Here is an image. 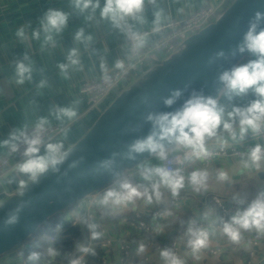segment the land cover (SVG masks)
Here are the masks:
<instances>
[{
	"label": "crops",
	"instance_id": "0c3cea01",
	"mask_svg": "<svg viewBox=\"0 0 264 264\" xmlns=\"http://www.w3.org/2000/svg\"><path fill=\"white\" fill-rule=\"evenodd\" d=\"M233 0H0V156L23 134L36 126L61 130L53 144L67 150L76 143L113 100L109 96L99 107L88 109L79 95L86 82L128 65L127 32L145 33L166 20L182 21L204 6L225 11ZM264 106V50L256 61L245 64L240 82L225 91L219 111L205 128H212L239 113ZM226 117V118H225ZM225 118V119H224ZM264 129V120H261ZM254 133V123L226 134L222 139L241 142ZM56 157L51 144L20 164H12L0 178L3 194L11 195ZM161 166L153 161L145 168ZM131 183L139 184L129 197L123 194ZM226 203L240 200L264 208V164L254 158L230 156L207 166L196 165L187 181L177 188L170 180L130 178L103 197L95 209L96 221L109 241L107 257L96 252L97 236L90 245L85 233L73 243L75 264L99 262L119 264V247L128 246L131 264H168L169 244L180 252L197 242L220 253H203L186 258L182 264H264V219H248L234 232L218 231L209 199ZM172 198L180 199L174 207ZM161 213L162 221L150 217ZM70 211L65 213L67 217ZM81 212H77L79 217ZM63 216V219L65 217ZM141 216L145 230L134 228ZM58 228L35 236L46 243L41 248L24 245L0 259V264H22L41 259L55 260L49 238ZM254 235L261 241L255 245ZM171 236L167 242V237ZM159 245V250L155 246ZM29 252L30 255L25 253ZM48 257V258H47ZM34 258V259H33ZM101 264V263H100Z\"/></svg>",
	"mask_w": 264,
	"mask_h": 264
},
{
	"label": "water",
	"instance_id": "95a60500",
	"mask_svg": "<svg viewBox=\"0 0 264 264\" xmlns=\"http://www.w3.org/2000/svg\"><path fill=\"white\" fill-rule=\"evenodd\" d=\"M263 50L264 0H233L120 91L76 143L0 203V259L124 175L264 120L261 106L204 127L225 91L244 76L245 64Z\"/></svg>",
	"mask_w": 264,
	"mask_h": 264
},
{
	"label": "built area",
	"instance_id": "2783aa9c",
	"mask_svg": "<svg viewBox=\"0 0 264 264\" xmlns=\"http://www.w3.org/2000/svg\"><path fill=\"white\" fill-rule=\"evenodd\" d=\"M220 14L221 12H218L216 8L204 6L182 21L166 20L162 25L140 34L128 31V65L81 86L79 95L85 100L88 109L92 110L99 107L109 96H113L114 99L120 91L138 79L146 70L166 59L180 43L212 24ZM60 133L61 130L58 127L36 126L23 134L6 149L3 156H0V178L12 164L24 162L48 144H51L56 154L55 158L60 156L66 149L62 150L56 143L53 144ZM227 153H229L228 156L238 160L254 158L264 164V129L261 121L254 123V133L244 141L211 140L166 157L161 161L160 167H143L124 175L110 186L73 207L70 214L65 217V221L71 223L72 226L80 227L84 231L89 245L93 236L97 235L100 238L99 245L102 256L107 257L109 241L106 238L105 230L96 221L94 212V209L101 204L104 196L112 194L117 187L130 182V178L166 179L176 184L177 188H181L187 181L188 172L194 166L200 164L207 166L215 160L226 157ZM131 184L129 189H123V194L127 197L139 188V184ZM8 197V194H3V200ZM179 202L180 199L172 198L170 204L174 207ZM209 203L210 215L214 223H210L208 226L218 231L234 232L248 219H264V208L240 200L226 203L221 198L213 196L209 199ZM77 212H81L79 217L76 216ZM150 217L158 221L164 219L161 213L157 212H152ZM134 228L137 231L146 229L141 216H136ZM263 228L260 227L261 230ZM49 241L53 243V239H49ZM259 241H261L260 235L252 237L254 245ZM159 248V245L155 246L156 250ZM169 250L171 260L168 264H182L186 258L198 253L215 256L221 251L220 248L206 246L204 242L192 244L186 247L183 252H180L176 242H171ZM25 253L30 255L28 251ZM119 254V264H131L127 245L122 244L119 247ZM106 259L101 264H106ZM65 260L69 264H75L72 254L67 255ZM35 261L37 264H64L49 259Z\"/></svg>",
	"mask_w": 264,
	"mask_h": 264
},
{
	"label": "trees",
	"instance_id": "16d2710c",
	"mask_svg": "<svg viewBox=\"0 0 264 264\" xmlns=\"http://www.w3.org/2000/svg\"><path fill=\"white\" fill-rule=\"evenodd\" d=\"M63 216L64 214L53 218L47 224H45L44 228L47 229L48 226H53V228H58L59 230L58 234L49 235L50 236L49 239H53V243H51V250H49L50 252L49 255L53 253L56 258L55 262L57 263L69 264V262L65 260V257L67 255L72 254L71 249L73 243L80 238L81 233L82 232L84 233V231L78 226H72L71 223L63 219ZM96 241H97L96 252H98V249L99 251H101L99 245L100 238L96 239ZM26 245L35 249V247L41 248L42 245H46V243L41 242L40 240H36L35 237H33L27 242ZM87 260L88 261L95 260L92 261V263L98 264V260L95 259V256H91L87 258ZM100 263L101 262H99V264ZM26 264H36V263L34 261H31Z\"/></svg>",
	"mask_w": 264,
	"mask_h": 264
},
{
	"label": "rangeland",
	"instance_id": "374dc122",
	"mask_svg": "<svg viewBox=\"0 0 264 264\" xmlns=\"http://www.w3.org/2000/svg\"><path fill=\"white\" fill-rule=\"evenodd\" d=\"M93 110V109H92ZM226 118V117H225ZM224 118V119H225ZM211 120V117H209L208 119H207V121H206V123H209V121ZM231 133V132H230ZM65 217V216H64ZM46 229L43 227L42 229H40L39 231H38V233L37 234H40L42 231L44 232ZM36 234V235H37Z\"/></svg>",
	"mask_w": 264,
	"mask_h": 264
}]
</instances>
